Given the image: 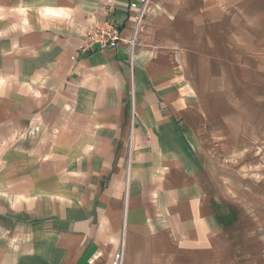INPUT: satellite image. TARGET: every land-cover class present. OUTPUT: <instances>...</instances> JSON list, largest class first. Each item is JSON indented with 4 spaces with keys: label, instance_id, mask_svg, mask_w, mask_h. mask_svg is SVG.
I'll return each mask as SVG.
<instances>
[{
    "label": "crops",
    "instance_id": "obj_1",
    "mask_svg": "<svg viewBox=\"0 0 264 264\" xmlns=\"http://www.w3.org/2000/svg\"><path fill=\"white\" fill-rule=\"evenodd\" d=\"M138 2L0 0V264H111L121 240L123 264H180L223 229L180 48L227 16L235 43L264 32V0H163L131 68L122 42L71 60L107 17L128 37Z\"/></svg>",
    "mask_w": 264,
    "mask_h": 264
},
{
    "label": "rangeland",
    "instance_id": "obj_2",
    "mask_svg": "<svg viewBox=\"0 0 264 264\" xmlns=\"http://www.w3.org/2000/svg\"><path fill=\"white\" fill-rule=\"evenodd\" d=\"M160 1L152 0L140 33ZM235 22L233 16L212 21L210 32L195 33L192 45L180 48L189 54L184 70L205 111L198 146L223 215V229L203 237L201 249L179 257L180 264H264V32L253 38L239 32L242 43H235ZM40 132L32 127L24 137Z\"/></svg>",
    "mask_w": 264,
    "mask_h": 264
},
{
    "label": "built area",
    "instance_id": "obj_3",
    "mask_svg": "<svg viewBox=\"0 0 264 264\" xmlns=\"http://www.w3.org/2000/svg\"><path fill=\"white\" fill-rule=\"evenodd\" d=\"M138 3H131L130 9L135 11L133 26L131 33L126 38H121L118 27L108 17L101 22L95 23L84 31L81 43L77 46L76 53L70 58L72 61L76 59L77 54H86L97 49H113L118 42H122L127 46L129 54V65L132 67L133 54L137 48L138 35L141 31L143 20L149 13L152 0H138ZM133 107H131V120H133ZM123 251L117 254L111 264H122Z\"/></svg>",
    "mask_w": 264,
    "mask_h": 264
}]
</instances>
